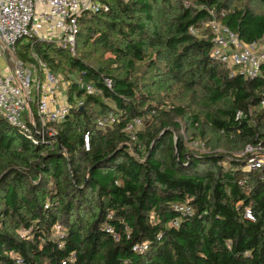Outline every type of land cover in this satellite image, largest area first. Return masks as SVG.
Listing matches in <instances>:
<instances>
[{
  "label": "trees",
  "instance_id": "trees-1",
  "mask_svg": "<svg viewBox=\"0 0 264 264\" xmlns=\"http://www.w3.org/2000/svg\"><path fill=\"white\" fill-rule=\"evenodd\" d=\"M98 1L108 10L81 18L76 56L19 45L29 60L34 44L84 104L52 143L0 117V264H264V172L241 156L264 147V64L254 79L232 76L210 26L261 42L264 0ZM111 112L117 122L99 130Z\"/></svg>",
  "mask_w": 264,
  "mask_h": 264
},
{
  "label": "built area",
  "instance_id": "built-area-1",
  "mask_svg": "<svg viewBox=\"0 0 264 264\" xmlns=\"http://www.w3.org/2000/svg\"><path fill=\"white\" fill-rule=\"evenodd\" d=\"M102 10L107 11L108 7L98 0H0V58L6 60L5 69L0 68V117L35 144L54 142L57 136L55 126L64 123L71 111L82 107L84 102L82 99L75 100L73 104L69 102L71 81L51 72L33 51L34 44H31L29 60L19 57V45L48 42L69 49L76 56L81 18ZM210 26L215 32L214 59L231 67L232 76L239 73L246 78H256L264 64V40L251 45L242 44L227 27L216 21H212ZM104 82L112 89L110 78H104ZM76 84L86 95L101 94L93 83L80 79ZM104 101L109 103L107 99ZM241 116L239 112L238 117ZM118 117L115 112L109 113L97 122V128L104 132L112 129ZM143 126L141 118L127 123L125 132L132 143L138 141ZM84 145L89 151V134L84 135ZM199 145L204 147L191 144ZM130 151L137 156L133 146H130ZM242 154L249 156L246 170L264 172V147L261 144L248 146ZM246 217L255 220L251 210H247Z\"/></svg>",
  "mask_w": 264,
  "mask_h": 264
},
{
  "label": "rangeland",
  "instance_id": "rangeland-1",
  "mask_svg": "<svg viewBox=\"0 0 264 264\" xmlns=\"http://www.w3.org/2000/svg\"><path fill=\"white\" fill-rule=\"evenodd\" d=\"M5 67H6V60H5V58H0V68H1V70H4L5 69ZM144 127V126H143ZM143 129V128H142ZM202 152H207V150H203ZM244 154H241V156H243Z\"/></svg>",
  "mask_w": 264,
  "mask_h": 264
}]
</instances>
